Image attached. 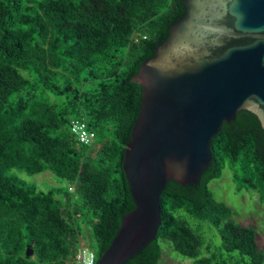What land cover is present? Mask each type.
I'll list each match as a JSON object with an SVG mask.
<instances>
[{"label": "trees", "instance_id": "16d2710c", "mask_svg": "<svg viewBox=\"0 0 264 264\" xmlns=\"http://www.w3.org/2000/svg\"><path fill=\"white\" fill-rule=\"evenodd\" d=\"M184 2L0 0V264H73L82 225L97 262L111 246L136 208L123 171L142 102L132 78L185 16ZM76 118L87 120L100 149L77 141ZM211 150L197 185L166 183L156 240L125 264H159L163 242L193 264H264L256 229L236 222L210 189L229 169L237 192L255 191L264 204L258 117L240 111ZM14 169L51 172L56 185L40 190L9 175Z\"/></svg>", "mask_w": 264, "mask_h": 264}, {"label": "water", "instance_id": "95a60500", "mask_svg": "<svg viewBox=\"0 0 264 264\" xmlns=\"http://www.w3.org/2000/svg\"><path fill=\"white\" fill-rule=\"evenodd\" d=\"M185 16L144 61L123 171L136 203L97 264H125L155 241L168 181L197 185L225 122L247 110L264 130V0H185Z\"/></svg>", "mask_w": 264, "mask_h": 264}, {"label": "rangeland", "instance_id": "374dc122", "mask_svg": "<svg viewBox=\"0 0 264 264\" xmlns=\"http://www.w3.org/2000/svg\"><path fill=\"white\" fill-rule=\"evenodd\" d=\"M100 145L95 148L100 149ZM9 175L16 176L28 183L35 184L40 190L48 191L56 185L55 177L51 172H44L37 175H29L26 172L14 169L8 172ZM63 186H67L63 184ZM210 189L214 197L219 202H224L234 211L233 219L242 226H251L257 231V241L260 248H264V204L260 202L259 194L255 191L237 192L236 185L232 179V173L225 169L220 179L214 180L210 184ZM204 232L211 244L216 242L217 235L208 224L204 225ZM219 241V240H218ZM82 244L91 251L96 252V243L87 225H82ZM214 243V242H213ZM163 255L159 264H193L190 259H183L171 250L167 242L162 243ZM205 253L207 251L205 250Z\"/></svg>", "mask_w": 264, "mask_h": 264}, {"label": "built area", "instance_id": "2783aa9c", "mask_svg": "<svg viewBox=\"0 0 264 264\" xmlns=\"http://www.w3.org/2000/svg\"><path fill=\"white\" fill-rule=\"evenodd\" d=\"M135 41H138V38H135ZM71 131L81 145L92 149H95L98 146L96 132L88 125L85 118L72 119ZM73 189V187L70 188L72 191ZM89 253L92 255L89 256ZM86 259H90L92 264H97V254L81 244L73 257L72 262L73 264H85Z\"/></svg>", "mask_w": 264, "mask_h": 264}, {"label": "clouds", "instance_id": "9594fccd", "mask_svg": "<svg viewBox=\"0 0 264 264\" xmlns=\"http://www.w3.org/2000/svg\"><path fill=\"white\" fill-rule=\"evenodd\" d=\"M91 255H92V254L89 253V256H91ZM85 264H92V261H91L90 259H86Z\"/></svg>", "mask_w": 264, "mask_h": 264}]
</instances>
